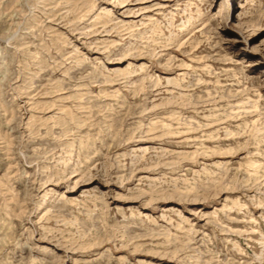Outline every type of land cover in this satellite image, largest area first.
<instances>
[{"label":"rangeland","instance_id":"1","mask_svg":"<svg viewBox=\"0 0 264 264\" xmlns=\"http://www.w3.org/2000/svg\"><path fill=\"white\" fill-rule=\"evenodd\" d=\"M0 264H264V0H0Z\"/></svg>","mask_w":264,"mask_h":264}]
</instances>
